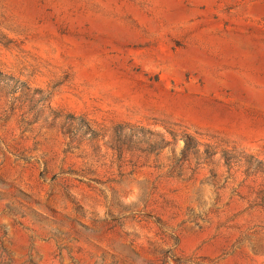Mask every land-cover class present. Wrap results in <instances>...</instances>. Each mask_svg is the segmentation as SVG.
<instances>
[{"label": "rangeland", "instance_id": "374dc122", "mask_svg": "<svg viewBox=\"0 0 264 264\" xmlns=\"http://www.w3.org/2000/svg\"><path fill=\"white\" fill-rule=\"evenodd\" d=\"M245 155L264 0H0V264H264Z\"/></svg>", "mask_w": 264, "mask_h": 264}, {"label": "trees", "instance_id": "16d2710c", "mask_svg": "<svg viewBox=\"0 0 264 264\" xmlns=\"http://www.w3.org/2000/svg\"><path fill=\"white\" fill-rule=\"evenodd\" d=\"M80 123L84 126H86L85 122L83 120H79ZM146 133V131H144ZM160 136V134H156L155 137ZM182 139L184 140L185 146L187 148L190 147H196L198 144V142H196L191 136L184 134L181 136ZM196 152H199L198 149H196ZM204 152H207V147L206 150ZM214 152H208L209 155L213 154ZM216 153V152H215ZM222 157L228 161L229 163H231L232 159H236L232 153L228 152V151H222L221 153ZM245 159L248 161L249 164H253L254 167L257 168V170L261 173H264V163L256 158H253L252 156H244Z\"/></svg>", "mask_w": 264, "mask_h": 264}]
</instances>
